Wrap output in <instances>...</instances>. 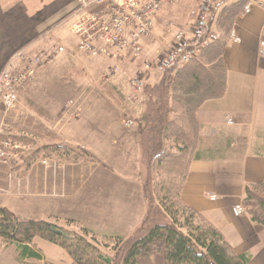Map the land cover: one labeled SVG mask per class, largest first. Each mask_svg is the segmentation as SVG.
<instances>
[{"label": "crops", "instance_id": "1", "mask_svg": "<svg viewBox=\"0 0 264 264\" xmlns=\"http://www.w3.org/2000/svg\"><path fill=\"white\" fill-rule=\"evenodd\" d=\"M227 4V1L218 2L209 18ZM74 8L75 0H0V71L20 50L35 56L43 51L51 52L58 43L66 50L58 63L60 73L67 74L68 78L62 86L70 84L71 97L77 99L78 104L75 102L78 116L74 121L63 129L54 130L50 122L60 117L65 102L58 106L54 100L43 99L39 105L36 101L32 109L33 103L29 104L33 98L31 91L37 87L45 89L46 85L52 87L51 82H54L48 76L54 65L48 70L36 69L34 80L18 92L20 107L8 114V121L3 120L8 124V131L3 136L6 135L12 146L19 149V155L33 150L29 149L33 143H26L24 148L13 142L15 138L25 136L30 142L35 141V148L62 145L80 151L90 160L76 164L52 160L36 162L42 169L41 196L52 198V215H44L43 209L41 215L33 213L29 206H25V210L19 208V193L15 190L12 196L18 202L9 209L17 218L25 216L23 220H42L43 216L58 215L78 221L76 202L72 199L79 197L75 190L81 186L85 172L90 175L95 163L102 165L108 161L106 163L110 165L103 164L111 173L106 185L104 211L110 222L106 220L103 232H96L107 237H126L141 223L146 211L138 137L143 106L126 100L130 91L122 80L135 68L129 67L131 62L128 60L115 61L122 64L120 70L117 67L107 69L97 77L95 87L89 86L88 78L84 80L87 76L83 69V61L89 55L76 50L75 39L62 26V21ZM55 10L61 12L55 13ZM263 28L264 1L262 5L254 4L248 14L241 13L236 17L232 31L240 42L228 41L222 55L226 68L225 93L221 99L205 102L198 110L203 141L200 158L190 164L180 193L182 202L218 229L236 255L249 256L248 264H264V227L252 223L247 214L235 216L232 209L242 205L246 186L264 181V51L260 46L264 40ZM154 50L152 61L166 51H161L159 45ZM137 69L135 74L142 68ZM68 72L71 73L69 76ZM89 91L94 92V97L88 98ZM1 114L0 110V122ZM127 120H132L133 125L125 126ZM19 155H13L7 179L10 185L16 182L25 187L37 167L32 164L30 170ZM86 194L84 198L90 201ZM208 194L215 195L216 199L210 200ZM48 202L44 199L45 208L49 207ZM91 202L96 204L97 198ZM99 208L92 210L97 212ZM88 226V223L84 225L90 228Z\"/></svg>", "mask_w": 264, "mask_h": 264}, {"label": "trees", "instance_id": "2", "mask_svg": "<svg viewBox=\"0 0 264 264\" xmlns=\"http://www.w3.org/2000/svg\"><path fill=\"white\" fill-rule=\"evenodd\" d=\"M248 1L258 0H234L208 18L207 29L213 26L219 37L196 60L144 86L138 137L146 211L126 240L110 238L116 239L113 256L83 227L75 226L79 233L68 232L45 220H19L0 208V239L16 246L20 264L30 260L54 264L42 260L34 248L35 238L64 250L73 264H248V255H236L222 233L180 197L190 164L200 158L198 110L225 93L222 55L234 21ZM15 140L22 146L29 143L27 137ZM12 152L21 153L15 147ZM19 156L27 167L37 160L76 164L86 159L80 151L62 145L41 146ZM242 206L252 223L264 227V181L246 186Z\"/></svg>", "mask_w": 264, "mask_h": 264}, {"label": "built area", "instance_id": "3", "mask_svg": "<svg viewBox=\"0 0 264 264\" xmlns=\"http://www.w3.org/2000/svg\"><path fill=\"white\" fill-rule=\"evenodd\" d=\"M170 0H75L74 10L62 21V26L76 41V50L90 57H103L116 61H136L141 57L140 40L151 35L156 26L157 16L162 4ZM195 7L190 15L193 20L188 29L175 32L172 45L155 61L143 62V69L129 78L128 102L143 106V89L148 76H159L168 71L176 72L196 60L201 50L219 36L215 31L207 30L208 16L214 6L227 0H193ZM264 0L248 1L242 14H248L255 5H262ZM264 39V28L262 29ZM230 42L239 43L234 31L229 36ZM264 51V40L260 42ZM65 48L54 44L51 52L43 51L29 56L25 51L16 52L0 71V110H13L18 101V92L34 80L36 69L48 70L57 56ZM17 63V65H16ZM66 115L76 118L77 108L74 101L67 106ZM127 126L133 122L127 120ZM228 124H231L229 121ZM9 143V142H8ZM0 148V161L10 163L11 145L3 144ZM215 200L216 196H209ZM235 216L245 214L242 206L232 209Z\"/></svg>", "mask_w": 264, "mask_h": 264}, {"label": "rangeland", "instance_id": "4", "mask_svg": "<svg viewBox=\"0 0 264 264\" xmlns=\"http://www.w3.org/2000/svg\"><path fill=\"white\" fill-rule=\"evenodd\" d=\"M232 1L234 0H227V2H232ZM195 5L196 4L193 0H170L169 2L162 4L159 14L157 16L156 26L154 27L151 35L148 37H144L140 40V44L143 49L141 57L137 61H133L134 63L132 61H127V62H131V66L129 67L135 68V69H133L134 71L132 74H129V73L126 74V77L122 79L124 80L125 84L126 83L128 84L129 78H132L133 76H135L134 74H135V71L138 70L137 69L138 67L142 68L143 62L152 61L150 59L153 58L154 51H155L154 48H156L157 45L160 46L161 51L166 50L169 46L172 45V40H173L175 32L179 30L188 29L190 27V23H192V20H193L192 16L190 15V12L191 10H193ZM56 10H55V13L61 12L60 10L58 11ZM209 29L207 30L215 31L213 26L209 27ZM231 31L229 33V36L231 34ZM229 36H228V41H230ZM65 53H66V50L63 55H65ZM63 55H60L57 61H55V63L53 64L54 66L48 75L49 77H51V80H54V82H51L52 87L51 85H48V86L46 85L43 87L45 89H41V88L38 89V87L34 88L31 91L33 98L31 99L29 103V104L33 103L32 109H34L35 108L34 104H36V101L38 102V105H39L40 100H43V99H48L50 101L54 100L57 102L58 106H60L62 101L65 102V104L62 106V112L60 114V117L50 122V126L56 131L58 129H63L64 126L74 121V118H70L66 115V111H67L68 103L71 100H74V102H76L77 104V101H75L77 99H75L74 97H71L72 95L70 94V92L72 89L70 87V84H67L66 86H62L64 84V81L68 80V78L66 77L67 74L60 73V69L58 66L59 61L64 58ZM115 61L116 60L106 59L103 57H90V56L85 57V60L83 61L84 63L83 69L87 77H85L84 80L86 81V79L88 78L87 81H89V86H94L93 84H95L96 79L100 75V73L104 71H108L109 69L113 67H117L120 70L122 64L116 63ZM56 69L58 70V74L54 75V72L56 71ZM70 74L71 73L68 72V76ZM148 77H151V78L146 80ZM148 77L145 79V85L152 84L154 80H156L159 76H148ZM87 96L88 98L94 97V92L89 91ZM143 98H144V95H143ZM20 103L21 102L18 99L17 104L13 110H10L8 112L2 111L1 122H0V132H1L0 133V148H4L3 147L4 143L7 144V146H10V145L12 146L11 142L8 139H6L7 138L5 137L6 135L3 136L4 133H7L8 131V127H7L8 124L4 123V121L5 122L8 121V114L10 112L18 110V108L20 107ZM37 107L38 106H36V108ZM57 108L58 107H56V109ZM51 117L52 116H50V118ZM23 122H24V119H22L21 125L23 124ZM125 122H124V125L127 126ZM127 127H130V126H127ZM20 137H25V136H20ZM30 143H33L34 145V146L33 145L30 146L29 148V149H33L32 151H30L31 153L34 151V149H36L35 148L36 146H35V141L31 140V142L29 141V144ZM23 147L25 148V146ZM26 150L28 149L26 148ZM38 161H41V160H37L32 163L34 168L35 166L37 167L35 168L37 169V171L35 170V172L32 174V177H31L32 179L30 178V182H28L27 185H25V187L16 182H12L11 185L9 184V181L7 179L8 177L7 173L8 171L11 170L10 169L11 164H9V162L7 164H4L3 162L0 161V208H5L6 210L14 214V212H12L9 208H11L13 205H15L16 202H18V200H16L12 196V193L15 190L17 191V193H19V195L17 196V198L19 199V202H18L19 208L21 209L24 208L25 210V206H29V211L33 210V213H39V215H41V209H43V211L45 210L43 212L44 215H47V214L49 216L52 215V212H54L51 210L53 208V206L51 205L52 198L46 199L47 197L41 196L40 178H41L42 169L38 167L37 165L38 163H36ZM82 162L87 163V162H90V160L87 158ZM106 162L108 161L102 162V165L95 163L94 164L95 167L91 169L90 175L88 174V171L86 172L84 171L85 176H84L83 182H81L80 184L81 186L78 187V190L77 189L75 190V193L78 194L79 197L72 198L74 202H76L75 209L77 210V214L75 217L76 219H78V221H70L69 219L65 217H61V216L58 217V215L55 216L54 214L53 215L55 217L54 216L52 217L43 216L41 217V219L45 221H49L51 223H56L58 226L62 227L65 231H68V232L79 233V230L77 229L78 227L77 228L75 227L76 225L87 229L91 234L93 233L94 235L98 237V241L101 246H104V247L107 246L106 248L101 247L103 251L104 252L108 251V253H110L111 256H113L114 250L112 249L115 248L114 246L116 244V241L114 240L116 239L113 240V239H110L112 237H107L103 234L97 233V232L101 233V231L103 232L105 230L104 224L107 223L106 220H108V214L106 213V211H104V201H105L104 196L108 191V187L106 185H107L108 178L111 176V173L104 166V165H110ZM33 166L30 167L29 165L28 167H30V170H31ZM142 172L145 173L144 167H142ZM118 174L124 175L123 172H118ZM114 179H117V178L114 176ZM97 181H101V182L98 184ZM130 190L132 191L131 188ZM86 192L88 193L89 198H91L90 201L88 199H85L86 197L84 198ZM88 195H87V198H88ZM209 196H212V195L208 194V198ZM142 197L145 202L143 192H142ZM93 198H97L98 202L96 204L91 202ZM44 199L49 200L48 202L49 207L47 208H45L44 206L45 204ZM98 206H100L99 211L95 212L94 210H92V208L94 207L96 208ZM145 207H146V202H145ZM48 209H50V211ZM86 213H88L90 216L86 215ZM94 213L96 215H94ZM14 216L16 217L15 214ZM20 217L21 218H18L19 220L25 219L23 218L25 216H20ZM70 222H73L74 225H72V223ZM109 222L110 221L108 220V223ZM87 223L89 224L88 227L92 229L84 227V225H86ZM93 223H95L96 226L93 225ZM129 236L130 235L126 237H120V238L123 240H126V238H128ZM33 242L35 244L34 247H36L40 251L44 260L48 262H52V263H59V264H73L70 258L68 257V255L65 253V251L59 248L58 246L52 243H49L47 241H44L42 239H39V238H35ZM17 257H18V250L16 246L12 244L4 243L0 239V264H20L19 261L17 260ZM29 263L30 264H41V262H37L35 260H30Z\"/></svg>", "mask_w": 264, "mask_h": 264}]
</instances>
